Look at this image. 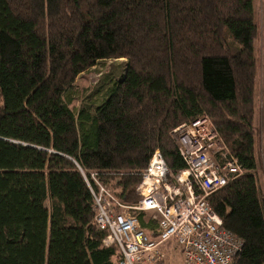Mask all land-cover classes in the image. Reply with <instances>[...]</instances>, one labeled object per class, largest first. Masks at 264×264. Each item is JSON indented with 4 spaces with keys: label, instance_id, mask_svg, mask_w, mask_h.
Wrapping results in <instances>:
<instances>
[{
    "label": "trees",
    "instance_id": "16d2710c",
    "mask_svg": "<svg viewBox=\"0 0 264 264\" xmlns=\"http://www.w3.org/2000/svg\"><path fill=\"white\" fill-rule=\"evenodd\" d=\"M256 33L255 0H0V264H114L91 173L134 204L153 152L185 168L171 131L202 114L242 170L206 201L241 242L233 264H264ZM119 59L118 77L78 87Z\"/></svg>",
    "mask_w": 264,
    "mask_h": 264
},
{
    "label": "built area",
    "instance_id": "2783aa9c",
    "mask_svg": "<svg viewBox=\"0 0 264 264\" xmlns=\"http://www.w3.org/2000/svg\"><path fill=\"white\" fill-rule=\"evenodd\" d=\"M171 133L185 168L171 175L160 152H153L135 186L134 204L120 203L91 173L94 218L106 231L103 244L117 246L114 264H233L241 242L206 198L240 175L241 167L205 114ZM137 212L151 213L154 233L140 227Z\"/></svg>",
    "mask_w": 264,
    "mask_h": 264
},
{
    "label": "rangeland",
    "instance_id": "374dc122",
    "mask_svg": "<svg viewBox=\"0 0 264 264\" xmlns=\"http://www.w3.org/2000/svg\"><path fill=\"white\" fill-rule=\"evenodd\" d=\"M262 16L263 11L261 9V0H255V23H257V33H256V39L254 41V47H255V53L257 58V76H256V99H255V105L257 107L256 110V134L258 137V140L262 138L263 134V127H264V93H263V64H262V43H263V35H262ZM124 61L122 59H119L118 61H106L103 63L98 64L91 70L83 73V75L79 76L76 83L80 89L87 88V91L92 90L95 86H97L101 81L105 78L107 75H111L114 77H118V74H120L123 70ZM89 89V90H88ZM79 97L80 94L77 95L78 102H75L76 106L79 105ZM259 164V171L260 176L263 182L264 187V164L262 160L258 163ZM151 217V213H145L144 219L145 221H148V219ZM175 251H179L178 247L175 246Z\"/></svg>",
    "mask_w": 264,
    "mask_h": 264
}]
</instances>
